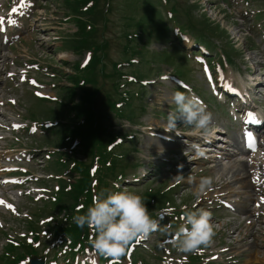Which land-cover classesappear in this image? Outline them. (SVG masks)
I'll use <instances>...</instances> for the list:
<instances>
[{"label":"rangeland","instance_id":"374dc122","mask_svg":"<svg viewBox=\"0 0 264 264\" xmlns=\"http://www.w3.org/2000/svg\"><path fill=\"white\" fill-rule=\"evenodd\" d=\"M6 1L7 7L17 6L12 11H8L4 5ZM36 1L39 5L37 10L32 5L29 6L28 0H23L22 3L21 0H0V23L3 22L1 29L3 26L6 28V31L0 36V62L6 60L0 64V67L6 65V69L10 70L9 75L13 74L14 70H22V75H17L14 78L12 76L8 77L9 75L5 72L0 75V103H5L3 108L12 118L8 129H0V137L7 138H0V145L3 146L0 149V162L2 166L5 165L8 171H12V167L16 164L13 160L4 158L7 154H20L27 150V147L33 151L36 150L33 148L34 146L44 148L36 152L37 156L34 160L38 164L33 160V163L29 164L31 171L38 172L37 176H40L36 182H33L34 186L36 188L41 186L42 190L32 191L31 196H28L26 191L15 190V183L12 182V187H10V195L17 203L16 207L20 211V216L16 215L13 207L10 206V211L8 210V214L3 217L5 228L0 226V264L11 263L9 253L12 250L8 249L9 246L7 247L9 240L15 237L17 241H20V244L24 243L21 234L25 232L31 239L29 229L34 233L36 231L40 232L39 241L35 238L34 242L38 243V247L41 248L37 249L33 245H28V252L34 251L31 249L33 248L39 251L41 256L48 255V264H75L73 262L75 259L63 255L61 249L63 244L58 242L62 235L53 229L59 226L66 227V224H58L64 216L62 204H68L71 200L77 203L78 197L83 201H92L93 192H86L88 175L84 174L80 177L77 169L90 167L93 180L96 179L97 183H102L99 178L102 175L100 170L107 171L110 166L105 163V158L108 149L118 140L115 135L129 136L130 134L128 138L132 139H123L124 141L116 147V150L122 155L118 160L119 163H117L118 171L123 169L124 172L127 171V174L130 175L126 176V181L134 174L139 175L145 168L152 173L143 182L129 184L124 181L122 187L126 185L128 191L141 195L145 201L148 190L149 193H158L156 200H154L157 207L165 205L184 211L190 204H192L191 207L197 206L195 201L200 200L202 196V192L198 191V184L200 178L203 177L198 171L209 167L204 163L197 162L204 158H201V155L199 157L197 153H195V156L190 152L186 155L188 148L174 141H168L163 138V135H149L152 131L155 133L164 131L159 129L165 127L168 113L175 109L172 95L178 90L173 85L160 82L161 76L166 73L183 75L185 80L194 86L193 89L204 98V108L211 114L213 128L226 131L231 135L236 127L230 126L233 117L228 110H224V107L227 106L226 102L220 101L219 98L212 101L204 96L208 94L207 89L211 86L205 64L209 66L211 74L214 73L215 75L214 79L212 74L215 86L222 84V80L218 83L216 80L219 76L218 66H221L224 71V81L231 85L238 84L240 86L241 81H246L248 74H252V72L261 81H264V0H169V2H165V0H112L109 14L107 13L108 0L106 2L105 0H98V7L103 8L102 11L94 9L85 13L78 11L77 13L74 12L76 15H71V18L69 17L70 12H73L72 8L74 7L69 0ZM91 5L88 4V7ZM167 8L176 10L170 24L165 17V15H168ZM32 12L35 14L34 17L31 16L23 29H20L18 22L21 21L18 18H23ZM78 15L83 20L87 18L84 30L81 24L79 30L77 29L79 23L74 20ZM91 15L93 17H90ZM94 16H97L98 20L94 19L97 20L94 23V28L87 30L88 22L93 26ZM11 19L13 20L11 21ZM175 22L177 25L179 23L178 27H184L193 40L202 41L209 47L210 55L205 57L203 63H197L192 55L188 57L189 59H186L182 46H179L178 42L172 38L173 28H171V23ZM7 26H9V29ZM8 31H11L10 36ZM91 31H95L97 34V36L93 35V40L96 39L99 45L102 43L99 48H101L103 58L98 53L95 45H93V50L88 49L83 54L76 52V47L73 48L77 45V38H82L84 35L90 34ZM133 32H137L139 37L130 40L128 37ZM215 55V62L219 64H214V69H211L208 58ZM86 59L87 63L81 67L84 78L81 81L80 91H85L91 85L90 91L94 89L102 91L98 102L93 105L100 104V109L107 115L110 107V105L108 106L109 99L104 100L107 92L113 100H116L117 93L119 94L118 99H120L121 92H128L127 100L131 102L128 106H125L124 101L122 105L118 106V109L125 107L122 113H119L118 110L112 113L111 119L107 120L111 125L106 126L105 120L100 119L95 129L103 136L93 134L90 136L92 147L89 152L79 150V146L71 147L70 144H67L69 149L66 150L62 146L63 143H66V140L63 139L64 129L62 125L69 124L75 137L77 128L70 122L68 112L71 114L72 111L77 112L80 110V105L77 102L80 91L68 98L69 89L65 88L62 91L60 86L63 84L70 85L69 80L77 74V66H80ZM99 61L101 64L97 69L96 64ZM30 62L33 64H30ZM103 65H106L105 73L102 72ZM53 68H56L54 72H52ZM95 72L97 73L93 76ZM117 73L125 74L133 82L122 77L120 81L123 83L115 92V85H119L117 81L119 74ZM92 77L95 79V83L89 85ZM52 78H57L55 80L58 81L57 86ZM150 79H154L155 82L148 85V87H144V84ZM37 83L46 85V88L41 89L42 93L57 95L59 100L68 105V108L69 105H73L72 110L68 111L65 106L56 105L40 97L37 94L39 90L35 87ZM262 89L264 91V86ZM132 92L133 95H130ZM259 105L261 106V112H264V96L261 97ZM50 118H52L50 121L54 125L61 124V126L53 128L54 125L48 122L45 128L50 126L53 128L49 131V134L43 133L40 129L35 130L30 122L32 120L36 123ZM25 125H28V127L17 129V127ZM152 127L156 128L153 129ZM148 128L150 133H148ZM104 129H108V132L103 133ZM182 131L192 133L188 127H183ZM172 135L176 134L173 133ZM169 137L187 140L186 134L181 136L170 135ZM98 149L101 150L100 154H97ZM63 150L70 152L71 158L68 159L72 161H70L67 169L71 173L69 171L65 172V168L59 165L62 164V161L58 153L63 152ZM123 155L125 156L123 157ZM164 157L173 162L163 161L161 158ZM194 157H196V161L192 163ZM237 158L243 157L239 156ZM30 159L27 157V161ZM181 160L183 162H180ZM74 161L80 162L74 166ZM52 174H55L56 177ZM221 174V171L217 174L208 171L204 175L211 177L214 183L218 179L217 175ZM70 176L80 179L79 181L69 182L71 191L68 189L69 183L64 182L67 179L70 180ZM112 177L114 178L113 175ZM61 178L64 179V184H61ZM176 182L179 185L175 186ZM74 184H80V186H77L75 190ZM105 184L106 181H103V185ZM97 187L99 188V186ZM13 189L21 196L17 198V194ZM113 190L112 185L102 188L105 193ZM168 190L170 193L166 194ZM161 191H164L165 194ZM53 197H58V201H53ZM160 201L161 203H159ZM54 203L57 205L53 210ZM250 204V201L241 205L234 203V207L236 206L238 210V218L243 219V211ZM147 205L149 207V202ZM194 211L197 210L194 209ZM207 211L211 213V223L215 232V241H212L210 248L215 245H219V248L227 247L226 244H232L237 238L241 239L242 235H247L246 230L248 227L245 222H242V235L239 237H233L232 239L225 236L220 237V235L217 237V229L218 226L220 227L216 223L217 219L219 218L224 225L231 222L232 219L227 216L229 214L218 210L215 204ZM26 213L29 214L28 218ZM51 216H53L52 221ZM226 216L228 219L223 220ZM221 217L224 218L220 219ZM28 223L31 225L29 226ZM238 224V222L237 224L232 222V226H228L227 230L236 227ZM224 227L222 231H226V226ZM259 227L260 230H264V226L261 227L258 223L253 226L254 229ZM42 230H45L47 234L41 233ZM253 238L254 236H247L246 241L243 242L245 246L241 245V247L254 250L253 247H248V245L252 246ZM59 245L61 246L58 247ZM73 247L79 248V245L74 243ZM156 247L157 245L153 249L158 251ZM259 248L261 249L260 257L264 255V248ZM213 249L208 248L207 251ZM241 250L243 249L241 248ZM250 252L251 250L242 253L238 264H253L248 262ZM18 253L19 250L17 249L14 252V257ZM138 254L140 256L141 252ZM180 255L173 252L175 258ZM225 255L227 254L224 253V258L222 257L216 262L225 259ZM95 256L97 259L102 258L101 254H95ZM82 257H84L85 263H89L90 257L87 254H83ZM183 257L182 255L179 259ZM200 260L202 261L201 257ZM81 262H83L82 259L78 263ZM226 263L229 262L226 261Z\"/></svg>","mask_w":264,"mask_h":264},{"label":"clouds","instance_id":"9594fccd","mask_svg":"<svg viewBox=\"0 0 264 264\" xmlns=\"http://www.w3.org/2000/svg\"><path fill=\"white\" fill-rule=\"evenodd\" d=\"M175 109L166 118L165 130L177 136L184 135L182 128L188 127L192 135L210 140L215 129L211 114L206 111L198 97H189L176 91L172 95ZM198 155L203 156L199 144L190 145ZM212 178L203 176L199 180L198 191L204 192L212 186ZM119 187L118 185L116 186ZM77 227L90 229L94 238L92 247L99 253L119 256L125 253L134 240L148 236L159 228L158 219L150 212L145 199L131 191H107L93 197L91 205L81 212L78 207L71 218ZM183 223L176 229L177 239L173 241L182 253H198L208 247L215 235L207 210L183 211Z\"/></svg>","mask_w":264,"mask_h":264},{"label":"bare ground","instance_id":"6f19581e","mask_svg":"<svg viewBox=\"0 0 264 264\" xmlns=\"http://www.w3.org/2000/svg\"><path fill=\"white\" fill-rule=\"evenodd\" d=\"M34 12L26 15L25 17H19L18 19L21 21V24L24 26L28 23V18L31 16L34 17ZM2 22L0 23V36L3 34L4 30L1 29ZM6 59H4L5 61ZM4 61L0 62V64L4 63ZM20 64V63H16ZM4 67H0V75L3 74ZM14 75H22L21 71L15 70ZM259 86H262V84H259ZM46 88L45 85L41 86V89ZM5 103H0V119H2V123H0L2 126H8L10 124V120L12 119L7 111L3 108ZM153 129L156 127H152ZM165 128V127H164ZM164 128H161L159 130H164L161 131V133H155L152 131L150 133L149 128L148 133L151 136H160V135H165L166 137L168 136H175L172 135L174 132H168ZM156 130V129H155ZM158 130V132H160ZM219 138H222L219 136ZM229 141L227 142L226 146H229L233 148H237L239 145V141L237 139L231 141V139H226ZM237 140V141H236ZM176 141V140H174ZM232 143H231V142ZM184 142V141H182ZM3 148L2 145H0V149ZM219 153H215V155H211L210 159L208 160V165L210 167L204 168L203 170H200L199 173L204 175L208 171H213L215 174L219 173L220 171L222 172L221 175H217L218 179L213 183V185L206 191L202 192V196L200 197V204L203 203V199L206 197L209 199L210 197L218 202V203H226L224 206L229 207L230 201L228 200L231 196L232 198L234 196H238L236 201L245 203L246 201H251V205L243 211L244 219L240 220V218L237 217V212H228L229 218H231V222L226 223L225 225L222 224V222L217 219V222H219V231L221 235L228 237L232 239L233 237H239L242 235L241 233V228L242 227V222H245L246 226L248 227L247 235H242L241 239H236L230 246L227 245V250L225 252L227 253L226 257L229 258V255L231 253H236L239 249H243L242 252L239 253H246L250 252V259L248 260L249 263L255 264L256 262L261 263L263 260H258L259 254H261V249L259 247L264 248V231L260 230L259 228L254 229L253 226L255 223H258L259 226H261L264 223V149L263 152H253V156H251V160H237L236 159V154L239 153H233L229 150L221 148L219 149ZM238 152V151H236ZM16 158L17 160H23L24 155L23 154H15V156L10 155V156H5V159H12ZM0 159H1V153H0ZM165 159V158H162ZM35 161L34 159H32ZM21 163V162H19ZM36 164H38L35 161ZM231 167V168H230ZM259 169L260 173L257 174V178L254 180L252 178V175L255 173L254 170ZM26 170V169H24ZM2 163L0 162V175L2 173ZM11 191H10V183L7 182H1L0 183V216L7 210L6 207V202L11 201ZM241 197H246V199L241 200L239 198ZM19 196L17 195V198ZM226 200V201H225ZM204 205V204H202ZM224 217H221L222 219ZM260 219V221H258ZM232 222L239 223L236 227L230 228L226 231L224 230V226L226 228L228 226H232ZM247 236L253 237L254 236V242H252V246L248 245V247H253L254 250L251 248H244V247H239L240 245H244L243 242L246 241ZM259 241H261L259 243ZM254 243V244H253ZM230 253V254H229ZM238 254V253H237ZM248 255V254H247ZM246 255V256H247ZM263 255V252H262ZM255 260V262H254ZM257 260V261H256Z\"/></svg>","mask_w":264,"mask_h":264},{"label":"trees","instance_id":"16d2710c","mask_svg":"<svg viewBox=\"0 0 264 264\" xmlns=\"http://www.w3.org/2000/svg\"><path fill=\"white\" fill-rule=\"evenodd\" d=\"M96 68H97V65H96ZM97 72H95V74L93 76L96 75ZM95 81V80H93ZM62 88H68L69 89V92L71 94L70 98L75 94L77 93L76 92V88L74 89H70L69 86H62ZM99 92V89H96L94 91H90L85 99V103L89 102V104H86L84 107H80V110L77 111V112H71V114L69 113L70 115V122L75 125V128H77V132H76V135L74 137V134L71 132L70 130V126L69 124L66 125V128L68 129V132L63 136V139L66 140V146L67 144H69L72 140L73 142H78V146L79 148L83 151V152H89L91 150V139H90V136L93 134V135H102V133H98V131L95 129V126L99 123L100 119L101 120H107V118L110 116L111 112L113 111V113H115L116 111V105L118 103H123L124 101V105L125 106H128L130 104V101L127 100L128 96H126V93H120V99H118L116 102L115 100H113L110 96H108V92L105 94V97H104V100L105 99H109L110 100V103H109V100H108V106L110 105L109 107V110H108V113L107 115L104 114V111L102 109H100V104L95 106L96 103L98 102V98L96 97L97 96V93ZM117 92V90H116ZM119 96V94L117 93V97ZM93 97H95V105H93ZM127 100V101H126ZM71 102V101H70ZM73 106V105H72ZM124 106V107H125ZM123 107V108H124ZM123 108L121 109V113H122V110ZM70 110H72V108H70ZM74 114V116H72ZM93 131V132H92ZM108 132L106 129H104L103 133H106ZM101 150L98 149L97 150V154H100ZM66 157H63V160H65ZM114 159V157H113ZM114 160H110L109 159V156H107L105 158V163L109 162V165H112L110 169H108L107 171H103V170H100V173L102 175H100V178H101V181L103 184V176L105 174H108L111 173L114 177H116V170L118 169V166L116 163L113 162ZM79 169V168H78ZM81 170L84 172L85 174V168H81ZM118 171V170H117ZM86 174H88L87 176V181H88V188H87V192H93L92 190V182L95 184V185H99L97 184V181L96 179H93L90 178L91 176L89 175V172L88 170H86ZM110 174V175H111ZM111 175V176H112ZM77 181V180H76ZM75 183V182H74ZM69 186H70V183H69ZM76 186V187H75ZM77 186H80V184H74V188L77 189ZM71 188V186H70ZM71 190V189H70ZM66 191H68L66 189ZM81 200L78 199V202ZM88 202V201H86ZM72 204H76V202L72 201ZM89 205V202L88 204ZM74 228H77L76 225H74Z\"/></svg>","mask_w":264,"mask_h":264},{"label":"snow or ice","instance_id":"6c2138e0","mask_svg":"<svg viewBox=\"0 0 264 264\" xmlns=\"http://www.w3.org/2000/svg\"><path fill=\"white\" fill-rule=\"evenodd\" d=\"M13 23H15V21H13Z\"/></svg>","mask_w":264,"mask_h":264}]
</instances>
